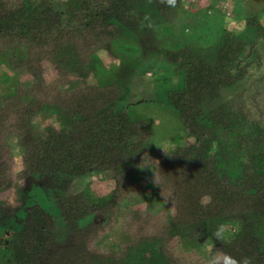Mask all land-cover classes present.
<instances>
[{
	"label": "trees",
	"instance_id": "trees-1",
	"mask_svg": "<svg viewBox=\"0 0 264 264\" xmlns=\"http://www.w3.org/2000/svg\"><path fill=\"white\" fill-rule=\"evenodd\" d=\"M185 1L0 0V63L8 69L0 193L16 187L21 204L0 199V264H264L260 94L252 98L259 110L247 90L222 99L263 64L260 18H248L242 33L224 29L209 54L178 48L170 76L179 82L168 102L194 141L165 154L151 147L153 123L131 116L129 105L140 100L131 101L129 85L95 79L104 69L101 53L139 32L147 8L168 24ZM45 118L58 125H41ZM15 141L23 144L17 171L2 160ZM95 175L113 180L108 196L60 191L64 181ZM26 180L33 190L20 185ZM151 195L157 212L150 204L120 219L123 205L137 207ZM118 223L122 241L106 245ZM205 237L221 258L207 255Z\"/></svg>",
	"mask_w": 264,
	"mask_h": 264
},
{
	"label": "rangeland",
	"instance_id": "rangeland-1",
	"mask_svg": "<svg viewBox=\"0 0 264 264\" xmlns=\"http://www.w3.org/2000/svg\"><path fill=\"white\" fill-rule=\"evenodd\" d=\"M185 7L181 11L175 9L174 16L168 24L161 18L154 6L147 8L146 18L142 22L143 25L139 32L132 35L123 34L117 42L118 44L116 42H114L116 44H111L112 50L101 53L104 69L95 77L96 82L121 79L129 85L132 91L133 100L131 101L140 100L137 104L129 105L130 114L136 119L145 118L153 123L154 139L151 147L157 152H162L161 154H165L179 144L194 141V139L184 136L179 112L168 102L169 92L179 82V76H170L171 61L176 58L178 48L182 45H191L201 52L206 50L209 54L213 46L217 47V40L224 29L242 33L246 29V20L253 16H258L264 23V0H186ZM256 49L263 58L261 68L256 71L254 76L236 86L234 90L231 89L227 94L225 93L222 99L247 90L248 102L253 105L255 110H259L254 106L257 101L252 98L260 94L258 100L261 110L264 112V40L260 41ZM6 72L8 69L0 63V93L7 89V84L2 77ZM48 77L50 78L51 75L48 74ZM143 99L146 100L141 101ZM40 124L43 126L46 124L58 125L55 119L50 118L41 120ZM22 147V141H15L9 151L2 156V160L13 162L15 171L21 168ZM149 163H153L152 159L149 160ZM112 181L105 175L67 180L64 181L60 191L63 193L64 191L86 190L89 193L95 192L99 196L105 197L109 195L114 186ZM20 183L24 190L31 191L35 188V183L32 181L26 180ZM150 191L151 188H148L147 192L150 193ZM0 199L6 201V206L18 207L20 204L17 200L16 187L0 193ZM150 204L157 207L156 212L159 210V204L153 195L146 203L137 207L123 205L120 219L125 218L131 210H144ZM101 220L102 217L99 216L95 221ZM226 228L225 234L227 235L235 230L232 225H228ZM59 236L64 243H70L71 240L64 237L65 235ZM122 237L121 224L118 223L107 237L105 244L116 245L122 241ZM2 239H4L3 236H0V241ZM199 240L211 259L223 256L216 249L215 240L207 237Z\"/></svg>",
	"mask_w": 264,
	"mask_h": 264
}]
</instances>
